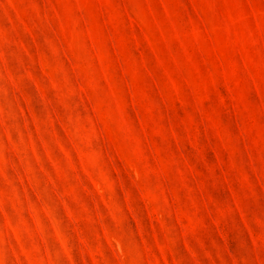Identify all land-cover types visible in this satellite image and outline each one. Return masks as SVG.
<instances>
[{
    "label": "rangeland",
    "instance_id": "rangeland-1",
    "mask_svg": "<svg viewBox=\"0 0 264 264\" xmlns=\"http://www.w3.org/2000/svg\"><path fill=\"white\" fill-rule=\"evenodd\" d=\"M0 264H264V0H0Z\"/></svg>",
    "mask_w": 264,
    "mask_h": 264
}]
</instances>
